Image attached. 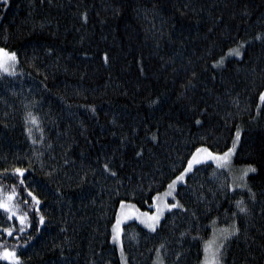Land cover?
Returning <instances> with one entry per match:
<instances>
[{"label": "trees", "instance_id": "1", "mask_svg": "<svg viewBox=\"0 0 264 264\" xmlns=\"http://www.w3.org/2000/svg\"><path fill=\"white\" fill-rule=\"evenodd\" d=\"M242 43V57L227 55ZM0 48L19 60L15 76L0 73V185H16L28 211L11 174L28 169L45 218L37 232L30 212L19 241L0 233L9 247L34 237L18 248L22 264H121L120 201L153 211L197 148L226 152L237 130L234 165L257 170L247 187L197 165L176 190L183 207L156 232L127 222L123 247L129 264H155L159 251L163 264H202L212 225L235 226L220 264H264V0H9ZM8 226L19 224L0 211Z\"/></svg>", "mask_w": 264, "mask_h": 264}, {"label": "snow or ice", "instance_id": "2", "mask_svg": "<svg viewBox=\"0 0 264 264\" xmlns=\"http://www.w3.org/2000/svg\"><path fill=\"white\" fill-rule=\"evenodd\" d=\"M0 3L7 5L9 0H0ZM86 19V17H85ZM256 39H261L260 36H257ZM245 45L242 43L237 48L230 49L227 53L228 56L242 57L243 53L241 49ZM104 61L107 63L108 56L104 55ZM224 58L222 57L220 61L213 65V67H218L223 64ZM19 63L17 53L14 51H8L4 48H0V73L6 74L8 76H15V68ZM261 103H264V93L259 97ZM91 111L95 113V108H92ZM27 121L32 125H38V119L31 112L27 114ZM197 124L200 121H196ZM29 136L31 137V129L28 130ZM241 133L239 130L235 133V138L233 140L232 147L229 148L226 152L222 154H214L206 147L197 148L196 152L188 160L187 166L184 168V171L180 175L176 176L174 180L168 185L167 190L161 195L157 194L152 197V203L149 205L150 208L154 209L152 212L141 211L136 207L135 204L125 203L120 201L119 211L116 215L115 224L112 228V241L117 244L120 249L121 262L122 264H127L126 258L124 256V247L122 243V234L123 228L121 227L125 222L130 220L138 221L144 228L148 229L149 232H156L158 226L160 225L161 219L164 217L165 212H171L173 209L182 208L178 200H176V190L178 184L185 183L186 177L193 172V169L197 165L205 164L208 161L215 163L217 169L229 170L232 166V157L235 154L236 147L240 141ZM153 141L156 140V136L151 137ZM33 143H36V140H33ZM138 156L142 155V152L137 153ZM104 170L108 171L110 175L115 176L116 172L111 171L107 164L104 165ZM257 170L255 167L247 166L241 170V174L238 178L239 183H235V188H245L247 187V177L249 173H255ZM28 169L16 167L12 170V175L15 176L19 181V187L26 192L29 199H24L22 202L24 205L29 206L28 211H22L20 203L17 202V198L20 193L17 190V186L13 185L10 191H5L4 186L0 185V211H2L7 221H17L19 226H8L0 228V233L4 237L12 238L13 240L19 241L24 238L26 231L31 228L32 220L30 218V212L34 213L39 217L38 226L36 231H40V226H43L45 223V218L40 214V204L41 201L32 191L29 190V185L26 184ZM7 174V170L5 171ZM250 191V189H249ZM254 195V194H253ZM171 197L175 203H168L167 198ZM236 206L241 213H245L247 209L243 206V200L236 202ZM239 232V229L233 226L231 230L222 229L221 230V242L217 243L215 239L208 241L204 247L205 260L204 264H220V250L223 248V241L228 240L231 236L236 235ZM30 234L27 239L24 241L23 245L15 244L12 247H9L7 240L0 242V261L6 262V264H22L20 257L17 255L18 248L28 247L29 242L33 239ZM163 247V245H161Z\"/></svg>", "mask_w": 264, "mask_h": 264}, {"label": "rangeland", "instance_id": "3", "mask_svg": "<svg viewBox=\"0 0 264 264\" xmlns=\"http://www.w3.org/2000/svg\"><path fill=\"white\" fill-rule=\"evenodd\" d=\"M264 93V92H263ZM238 145H239V143H238ZM238 145H237V147H238ZM203 147V146H202ZM237 147H236V150H237ZM199 148H201V147H199ZM207 148V147H206ZM231 148V147H230ZM209 149V148H208ZM210 150V149H209ZM211 152H213L214 154H222V153H224V152H222V153H219V152H214V151H212V150H210ZM196 152V151H195ZM194 152V153H195ZM193 153V154H194ZM235 153H236V151H235ZM234 156H235V154H234ZM234 156L232 157V166H231V169H230V172H231V175H232V187H235V183H239V181L238 180H234V178H238L239 177V175L241 174V170L243 169V168H245V167H247V166H244V167H236L235 165H234ZM192 157V156H191ZM208 162H212V161H208ZM212 163H214V162H212ZM215 164V163H214ZM187 166V165H186ZM196 167V166H195ZM194 167V168H195ZM194 170V169H193ZM184 171V170H183ZM182 171V172H183ZM178 175H180V174H178ZM177 175V176H178ZM176 178V177H175ZM174 178V179H175ZM187 178V177H186ZM173 179V180H174ZM247 179V178H246ZM186 180V179H185ZM172 182V181H171ZM170 182V183H171ZM169 183V184H170ZM180 184H178L177 185V188H178V186H179ZM168 187V186H167ZM167 190V188L163 191V192H161L160 194L162 195L165 191ZM172 200V198L171 197H168L167 198V201H168V203H175V201L174 202H172L171 201ZM125 202V201H124ZM125 203H132V202H125ZM132 204H134V203H132ZM136 205V204H135ZM120 207V206H119ZM136 207L137 208H139L137 205H136ZM140 209V208H139ZM141 211H145V210H142V209H140ZM118 211H119V209H118ZM154 211V210H153ZM148 212H152V211H148ZM118 213V212H117ZM165 214H166V212H165ZM164 214V215H165ZM162 220V219H161ZM130 221H135V220H130ZM130 221H127V222H130ZM127 222H125L124 224H126ZM136 222H138V221H136ZM139 223V222H138ZM115 224V223H114ZM124 224L121 226L122 228H123V226H124ZM140 224V223H139ZM143 226V225H142ZM229 227H224V226H220V225H216V224H213L212 225V234H211V236L209 237V239L208 240H206V242H205V244L208 242V241H211V240H213V239H215L216 241H217V243H220L221 242V230L222 229H228ZM122 238V237H121ZM224 242L225 241H223V244H224ZM123 243V242H122ZM115 244V243H114ZM205 244H204V247H205ZM116 246H117V249H118V251H119V255H120V249H119V246L117 245V244H115ZM221 251V250H220ZM124 256H125V258H126V261H127V264H129L128 263V258H127V255H126V253H125V251H124ZM120 259H121V255H120ZM220 259V258H219ZM204 260H205V254H204V257H203V260H202V264H204ZM121 264H122V262H121ZM155 264H163V258H162V253H161V251H159L158 252V254H157V256H156V261H155Z\"/></svg>", "mask_w": 264, "mask_h": 264}]
</instances>
